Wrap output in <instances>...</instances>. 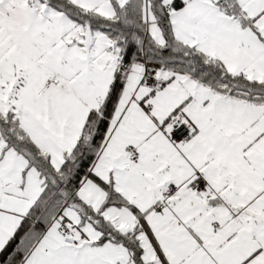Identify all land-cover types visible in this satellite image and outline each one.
<instances>
[{"label": "snow or ice", "instance_id": "6c2138e0", "mask_svg": "<svg viewBox=\"0 0 264 264\" xmlns=\"http://www.w3.org/2000/svg\"><path fill=\"white\" fill-rule=\"evenodd\" d=\"M0 264H264V0H0Z\"/></svg>", "mask_w": 264, "mask_h": 264}]
</instances>
